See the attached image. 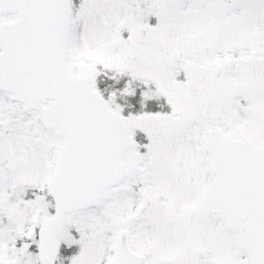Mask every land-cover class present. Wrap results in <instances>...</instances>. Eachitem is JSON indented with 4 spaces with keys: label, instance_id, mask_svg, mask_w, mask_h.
Here are the masks:
<instances>
[{
    "label": "snow or ice",
    "instance_id": "6c2138e0",
    "mask_svg": "<svg viewBox=\"0 0 264 264\" xmlns=\"http://www.w3.org/2000/svg\"><path fill=\"white\" fill-rule=\"evenodd\" d=\"M0 264H264V0H0Z\"/></svg>",
    "mask_w": 264,
    "mask_h": 264
}]
</instances>
